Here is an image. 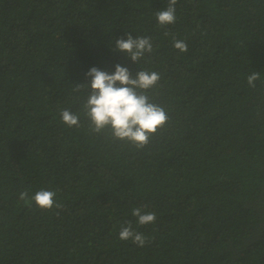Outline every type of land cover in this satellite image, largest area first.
Masks as SVG:
<instances>
[{"label": "trees", "instance_id": "1", "mask_svg": "<svg viewBox=\"0 0 264 264\" xmlns=\"http://www.w3.org/2000/svg\"><path fill=\"white\" fill-rule=\"evenodd\" d=\"M167 6L0 0V264H264V0H178L161 26ZM126 33L153 51H114ZM117 63L160 74L147 95L169 121L143 149L92 133L73 91ZM40 189L62 208L19 199ZM142 206L154 223H137ZM127 221L143 247L119 239Z\"/></svg>", "mask_w": 264, "mask_h": 264}, {"label": "clouds", "instance_id": "2", "mask_svg": "<svg viewBox=\"0 0 264 264\" xmlns=\"http://www.w3.org/2000/svg\"><path fill=\"white\" fill-rule=\"evenodd\" d=\"M178 0H168V6L155 13L157 22L161 26L175 23L176 7ZM165 35H168L166 32ZM127 38L115 40L114 51L124 53L133 62L139 61L146 53L153 51L151 38L136 36L135 38L126 33ZM173 46L180 52L187 51L184 41L175 39ZM86 83L74 85V92H87V98L82 104L81 114L90 122L92 133H102L105 130L110 133L113 141L130 144L136 149H143L149 142L151 136L162 129L169 121V115L165 108L150 100L148 90L154 88L159 80L160 74L155 71L139 70L133 74L130 70L115 65V71L109 73L93 66L85 73ZM260 79L259 72H252L247 76L249 87H255V82ZM59 115L68 127L80 125V115L68 109H60ZM56 192L40 189L29 196L27 190L19 195L21 201L34 202L42 210L60 209L62 204L55 200ZM143 207L132 209V215L137 218L139 225L154 223L156 214L144 212ZM59 213H57L58 215ZM119 239L131 240L138 247H143L147 238L133 230L132 222L127 221L119 231Z\"/></svg>", "mask_w": 264, "mask_h": 264}]
</instances>
